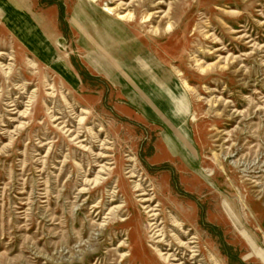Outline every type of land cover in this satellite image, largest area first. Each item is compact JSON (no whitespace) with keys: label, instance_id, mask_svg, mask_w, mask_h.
Instances as JSON below:
<instances>
[{"label":"rangeland","instance_id":"374dc122","mask_svg":"<svg viewBox=\"0 0 264 264\" xmlns=\"http://www.w3.org/2000/svg\"><path fill=\"white\" fill-rule=\"evenodd\" d=\"M159 250L264 264V0H0V264Z\"/></svg>","mask_w":264,"mask_h":264},{"label":"bare ground","instance_id":"6f19581e","mask_svg":"<svg viewBox=\"0 0 264 264\" xmlns=\"http://www.w3.org/2000/svg\"><path fill=\"white\" fill-rule=\"evenodd\" d=\"M122 15V14H121ZM123 16H125L124 14H123ZM122 16V17H123ZM54 116V115H53ZM56 123V122H55ZM59 123H61V127L60 128H63V129H65V132H68V133H70V134H73L74 132H75V130H73L72 128H69L68 126H66V125H64V122H59ZM72 138V137H71ZM80 138V136L78 135V133H76L74 136H73V140H75V139H79ZM78 141V140H77ZM83 141V140H82ZM85 146V145H84ZM143 187V186H142ZM146 193L145 192H143L141 195H145ZM150 200V198H147V197H145L144 199H143V201H149ZM143 208H145V209H147V212L149 213V216L151 217V224H150V226L151 227H153V229L152 230H154L155 229V231L156 232H159L158 234H161V231H160V229L158 228L159 227V225H157V221H156V217L158 216L156 213H155V208L154 207H152L150 204L148 205V204H146V205H144V207ZM190 243H193V242H190ZM187 248H191L189 245L187 246ZM192 249V248H191ZM159 255L160 256H165L164 258H165V260L167 261L168 260V258L169 257H171V256H173V258H172V260L174 261L173 262V264H185V262L182 260V258H177V256H176V254H171V253H169V252H164V251H162V250H159Z\"/></svg>","mask_w":264,"mask_h":264}]
</instances>
